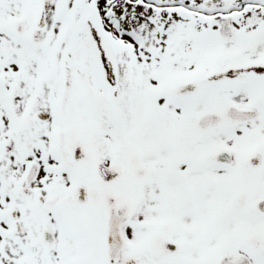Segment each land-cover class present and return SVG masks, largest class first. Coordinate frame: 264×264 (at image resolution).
I'll list each match as a JSON object with an SVG mask.
<instances>
[{"label": "snow or ice", "instance_id": "6c2138e0", "mask_svg": "<svg viewBox=\"0 0 264 264\" xmlns=\"http://www.w3.org/2000/svg\"><path fill=\"white\" fill-rule=\"evenodd\" d=\"M0 264H264V0H0Z\"/></svg>", "mask_w": 264, "mask_h": 264}]
</instances>
